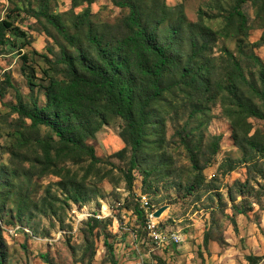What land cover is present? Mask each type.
Wrapping results in <instances>:
<instances>
[{
  "label": "rangeland",
  "instance_id": "1",
  "mask_svg": "<svg viewBox=\"0 0 264 264\" xmlns=\"http://www.w3.org/2000/svg\"><path fill=\"white\" fill-rule=\"evenodd\" d=\"M235 3L143 1V19L150 25L161 18L159 9L166 12V21L159 28L163 35L180 18L185 24L207 27L214 35L207 37L212 49L206 55L211 60L207 64L210 72H204L200 81L210 89L197 92L175 85L178 72L167 78L164 95L146 127L149 146L139 156L129 190L125 172L131 151L128 148L124 156L116 155L126 148L121 136L124 121L109 112L105 113L107 124L94 137L84 138V144L95 149L99 164L82 156L44 165L37 141L55 145L59 138L44 126L31 131L30 122L21 121L10 106L17 104L18 92L30 103L32 92L25 74L31 67L34 94L44 106L49 77H64L65 67L54 63L61 46L67 45L71 53L75 49L44 20L27 13L30 6L39 9L40 0H0V20L10 17L30 40L21 51L0 47L2 264H264V117L240 107L264 116V97L249 88L250 84L254 90L264 91V74L246 57L253 53L264 66V46L256 44L263 31L264 8L259 11L250 1L243 4L247 29L238 32L237 20L229 16ZM86 10L87 4L74 7L72 0L49 3V11L63 16L80 48L87 46L86 30L85 26L76 28L75 23ZM89 11L93 24L113 35H119L121 22L129 13L112 0H96ZM225 49L240 61L247 83L238 85V97L225 92L211 101V92L231 69ZM182 53H190L187 42ZM182 131L184 142L179 135ZM24 137L28 142L21 146ZM52 154L54 157L55 150ZM75 189L88 198L86 202H72ZM143 196L152 204L153 214L167 208L154 221L163 233L180 234L181 244L156 243L145 228L148 219L142 222L126 210L128 201L141 206Z\"/></svg>",
  "mask_w": 264,
  "mask_h": 264
},
{
  "label": "trees",
  "instance_id": "2",
  "mask_svg": "<svg viewBox=\"0 0 264 264\" xmlns=\"http://www.w3.org/2000/svg\"><path fill=\"white\" fill-rule=\"evenodd\" d=\"M50 1L40 0V8L30 6L27 13L38 21L44 20L69 47L75 49V52H69L67 45L61 46V54L54 63L65 67L64 77L62 80L49 77L48 85L44 88V106H40L38 98L35 97V74L31 67V72L25 74L32 92L30 103H25L18 92L17 104L11 105V110L18 114L21 121L30 122L31 131H38L40 126H44L50 128L59 138L55 145L43 140L37 141L44 154V165L47 167H50L54 159L82 156L89 157L93 165L99 164L101 161L96 156L95 149L85 145L84 138L94 137L101 127L107 124L106 112L121 118L124 121L121 136L126 148L116 155L124 156L128 148L131 151L130 167L125 172V178L129 190H132L139 156L149 146L146 142V127L155 115L154 108L164 95L165 81L174 72H178L179 77L175 85H184L197 92L204 88L200 81L204 80V72H210L207 64L210 65L211 60L206 55L212 52L207 37L214 34L207 27L185 24V19L180 18L178 22L170 25L167 33L163 35L159 33V28L166 21V12L159 9L161 18L155 25H150L143 19L141 5L144 0H112L117 7L129 9V13L121 22L119 35L108 34V31L101 30L90 19L89 7L96 0H72L74 7L88 5V10L78 16L75 23L76 28L85 26L86 30L84 35L87 46L80 48L77 46L76 36L67 31L63 16L49 11ZM247 1L257 5L259 11L264 8V0H236L229 16L237 20L238 32L247 29L248 18L242 10V5ZM261 24L263 31L256 44L264 46V21ZM186 42L190 50L188 56L182 53ZM29 44L28 34L15 26L10 17L0 20V47L8 46L21 51ZM223 52L231 69L217 84V90L211 92V101L225 92L236 98L238 85L247 83L236 55L226 49ZM240 52L246 56L242 48ZM246 57L253 60L263 75L264 66L260 58L253 53L247 54ZM203 60L205 62H201ZM6 80L11 87L10 78ZM249 88L253 89L256 95L264 97V91L254 90L250 84ZM209 89L204 88V91ZM240 107L242 111L249 110L252 115L264 117L245 109L244 106ZM183 131L179 133L182 142L185 141ZM25 142L28 140L24 137L20 145L23 146ZM250 142L253 143V138ZM216 150L217 148L214 152ZM72 195L73 203H83L88 199L81 196L79 189H75ZM125 208L136 214L142 222L146 221L145 211L138 202L128 201ZM94 222L99 223L98 220ZM89 226L91 227L90 223ZM1 242L0 231V248Z\"/></svg>",
  "mask_w": 264,
  "mask_h": 264
},
{
  "label": "built area",
  "instance_id": "3",
  "mask_svg": "<svg viewBox=\"0 0 264 264\" xmlns=\"http://www.w3.org/2000/svg\"><path fill=\"white\" fill-rule=\"evenodd\" d=\"M141 204L142 209L145 211L146 219H148L146 221V230L153 241L161 245H179L183 242L180 234H167L158 229V225L154 221L152 204L147 196L142 197Z\"/></svg>",
  "mask_w": 264,
  "mask_h": 264
},
{
  "label": "water",
  "instance_id": "4",
  "mask_svg": "<svg viewBox=\"0 0 264 264\" xmlns=\"http://www.w3.org/2000/svg\"><path fill=\"white\" fill-rule=\"evenodd\" d=\"M166 209H167L166 207L160 208L159 210H157V211L154 213V217H156V218L161 217L162 213H163Z\"/></svg>",
  "mask_w": 264,
  "mask_h": 264
},
{
  "label": "bare ground",
  "instance_id": "5",
  "mask_svg": "<svg viewBox=\"0 0 264 264\" xmlns=\"http://www.w3.org/2000/svg\"><path fill=\"white\" fill-rule=\"evenodd\" d=\"M104 211H106V209H104Z\"/></svg>",
  "mask_w": 264,
  "mask_h": 264
}]
</instances>
